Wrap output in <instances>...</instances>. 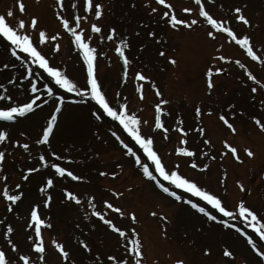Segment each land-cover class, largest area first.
Instances as JSON below:
<instances>
[{
    "label": "rangeland",
    "instance_id": "rangeland-1",
    "mask_svg": "<svg viewBox=\"0 0 264 264\" xmlns=\"http://www.w3.org/2000/svg\"><path fill=\"white\" fill-rule=\"evenodd\" d=\"M20 3L24 5L23 12L19 9ZM97 3L101 6L99 17L95 15ZM202 3L214 19L228 21L238 38L244 34L250 36L254 51L264 57V0H202ZM61 4L62 7H58L56 0H0V15H4L10 25L23 19L22 34L30 36L33 46L45 55L50 66L65 71L78 86L86 83V65L71 33L63 27L56 13L68 19L74 29H83L82 38L97 50L94 71L102 91L113 105L126 103L130 114L139 117L141 133L153 137V150L161 157L165 170H177L198 186L217 194L222 205L237 215L226 218L200 197L176 188L167 180L170 190L181 199L163 195L143 175V165L147 164L153 175L158 176L154 163L144 156L145 161L136 164L135 157L127 154L111 135L115 131L138 156L143 157V150L131 142L132 137L123 131L118 121L106 115L97 120L92 113L99 114L102 110L95 101L60 89L52 77L31 63L28 54L17 50V55L13 56L9 51L10 42L0 37V85H3L0 93L11 97L9 101L0 96V106L25 103L34 96L46 101L14 121L0 120V130L8 133V140L0 142V152L5 153V159L0 162V177L6 178L0 180V191L7 184L10 194L22 193L21 199L11 205V210L9 202L0 196V249L16 264H21L18 257L24 254L39 264V254L30 247L31 242L27 239L34 234L27 223L31 208L36 206L38 215L45 220L41 228L46 247L44 264H71L72 260L76 264H115V261H109L110 256L117 260L131 259L124 250V241L93 215V211L105 213V219H111L114 225L139 239L141 264H176L178 260L182 264H264L247 243L252 239L256 247L264 251V239L238 217L237 208L238 202L243 200L264 223V130L253 119L255 117L264 124V64L253 61L223 32H216L215 39L208 38L206 33L212 29L199 16V5L194 0H165L164 5L158 0H61ZM169 4L171 9L167 7ZM234 7L242 9L248 25L236 20ZM183 8H191L192 12L185 13ZM166 11L175 14L177 19H196L198 23L192 28L183 25L173 28L168 24L170 16H164ZM33 16L37 19L35 28L30 26ZM93 24L101 29L99 33L92 31ZM41 30L46 33L42 44ZM57 33L59 35L53 41L51 37ZM109 34L111 40L107 38ZM121 40L127 44L124 48L129 61L126 77L123 59L115 52ZM57 45L58 50L54 52ZM219 55L229 59L219 61L216 59ZM170 58L175 63H171ZM236 60L257 77L259 84L248 79ZM209 67L224 69L222 73H213L212 89L207 87ZM137 71L148 79L136 81ZM45 84L53 88L55 96L47 95ZM137 84L143 99L136 91ZM33 85L38 89L35 94L31 92ZM157 89L160 96L156 95ZM61 95L65 100L49 143L37 145L38 134L42 133L57 97ZM161 99L167 101L162 105L164 112L161 113L162 123L169 130L167 138L162 129L153 127L154 106ZM229 104L233 105L231 109ZM197 106L201 109L199 116L195 113ZM221 114L226 116L235 132L219 119ZM178 127H183L186 135L182 136ZM201 127L205 130L203 135L198 132ZM181 139L187 141L186 145L180 143ZM204 140L209 143L205 144ZM225 142L236 148L239 160L225 147ZM24 143L29 144L27 151L20 146ZM176 147H188L194 155L188 157L176 153ZM245 148L254 155L249 157ZM52 152L57 155L52 156ZM40 155H45L46 164L39 161ZM193 161L198 165L196 168L192 167ZM51 163L72 170L84 179L73 181L67 176L61 177L50 167ZM203 164L209 167L204 169ZM38 165V171L28 174L30 178L24 180L26 169ZM101 171H114L116 175L100 176ZM47 178L53 179V185L41 192ZM237 181L243 184L244 190ZM16 184H21V188L17 190ZM65 188L81 203L66 199ZM116 192L120 195L116 196ZM48 196L51 197L49 205L44 207L43 201ZM89 196L95 198V209L89 208ZM189 199L205 207L206 213L216 215L217 220L211 221L193 209L187 203ZM104 200L111 202L114 208L119 207L124 215L107 209ZM129 213H135V222ZM224 219L229 220V225L235 224L240 233L231 226L225 227L221 222ZM7 226L14 230L10 236L17 244L18 252L9 247L3 236ZM52 239L69 252L68 262L51 245ZM81 240L90 251L83 249ZM225 248L233 252V257L224 255Z\"/></svg>",
    "mask_w": 264,
    "mask_h": 264
},
{
    "label": "snow or ice",
    "instance_id": "snow-or-ice-1",
    "mask_svg": "<svg viewBox=\"0 0 264 264\" xmlns=\"http://www.w3.org/2000/svg\"><path fill=\"white\" fill-rule=\"evenodd\" d=\"M194 2L199 5V16L203 18L207 25L210 26L212 30L208 31L207 37L210 39L216 38V32L220 31L230 38L231 41H234L237 45L241 46L248 57H250L253 61H260L261 64H264V57L257 55V51H254V45L251 43V37L247 34H244L241 37H237L236 33L232 30V27L229 25L228 21H220L217 19H214L212 15H210L209 11L205 10V6L202 3V0H194ZM158 3L161 5L165 4V0H158ZM56 4L58 7H62L61 0H56ZM169 9L172 8V6L169 4L167 5ZM100 4L95 5V15L99 17L101 15L100 11ZM19 9L21 12L24 11V5L22 3L19 4ZM155 11V9H153ZM183 12L185 13H191V8H183ZM232 11L236 14V20L239 22H243L245 25L249 24V21L246 19V17L242 14V9L240 7H234L232 8ZM8 15L11 16V11L8 12ZM57 18L61 20L63 27L71 33L73 38V43L75 44L76 48L82 53L83 58V64L86 65V83L83 86H78L77 83L73 82V79L70 78V76L65 72L60 70L57 66H50L49 60L46 59L45 55H42L40 51L37 50V47L33 46V42L30 40V36L28 34H22L25 26V22L23 19L19 20L17 24L10 25L4 15H0V37L6 39V41L10 42L9 51L13 56L17 55V50L22 51L23 53L28 54V57L31 59V63L34 65H38L40 69H42L44 72H46L50 77H52L55 81V84L59 86L60 89H64L67 93H76L79 96L84 97H90L95 103L98 105L99 109L102 110L99 112V114L94 111L92 115L97 119L100 120L103 115H106L107 117L112 118L113 121H118L119 125L122 126L123 131L127 132L128 135L132 137V139L135 141V143L139 146L140 149L144 151V153L147 155L148 159L151 160L155 165V171L159 173L160 176H163L164 180L169 181L171 184L175 185L178 189H183L187 193H191L196 197H200L202 200L206 201L207 204L212 205L213 208L217 209L219 213H222L224 217L226 218H235L237 213L234 211H229L226 206L222 205V200L218 198L217 194H213L209 190H206L203 187L198 186V183L192 180L191 178H185V176L178 173L177 170H173L169 168L167 171L165 170V165L162 162V159L160 156H158L157 152L153 150V137L148 136L145 137L140 130V124L141 120L139 117L135 114H130V112L126 108V103H120L118 105H113L112 102L107 98L106 94L102 91L101 84L98 82L97 76L95 75L94 71V61L96 59L97 50L95 47H92L89 45L87 41H85L82 38V32L83 29L76 30L72 27V25L69 23L68 19L63 18L60 13H56ZM165 17H169L168 24L175 28L179 25L186 26L188 28H192L194 25L198 23L196 19H192L191 21L188 20H181L177 19L175 14H170L169 12L164 13ZM78 19V18H77ZM37 24V19L35 16L31 18V27L35 28ZM92 31L95 33H99L101 29L97 27L95 24L92 25ZM58 33L55 36H52L51 39L55 41L58 37ZM149 35H152L149 33ZM46 37L45 31L41 30L39 32V39L40 43H44ZM109 40L112 39V35L109 34L107 37ZM90 39V38H89ZM123 45V47L121 46ZM58 45L56 48L53 49L55 52L58 50ZM127 47V44L121 40L120 45L116 46L115 52L120 54L121 58L123 59V64L125 66V77L127 76V65L129 64L128 59L124 55V48ZM100 55H103L101 52ZM163 55V53H161ZM219 61H227L229 58L225 55H219L216 57ZM171 63H175L174 59L170 58ZM236 64L240 66V68L244 69L248 79L252 81H256L259 84V81L257 80V77L253 75V73L248 70L244 64H242L239 60L235 61ZM224 69L222 67H209L206 72L207 79V87L209 89L213 88V81L211 79L213 73L216 74L222 73ZM135 79L136 81H145L148 79V77L141 74V72L137 71L135 73ZM45 89L47 90L48 96H55V92L53 88L48 87L47 84L44 85ZM153 87L155 85L153 84ZM0 88H3V85H0ZM38 89L35 85L31 87V92L36 93ZM136 91L141 94L140 98L143 99V94L141 91V88L139 84L136 86ZM253 92L256 91L255 88L252 89ZM156 95L160 96L161 93L159 89L156 90ZM0 96H4L9 101H11V97L7 96L6 94L0 93ZM65 100V96L61 95L57 97V102L54 106V111L51 112L49 119L47 120L46 126L42 128V133L38 134L39 139L35 141L37 145L41 144H47L49 143L50 136L53 133L54 125L57 122V114L61 110L62 104ZM43 102L46 103V101H41L39 96H34V98L29 99L28 102L20 103V104H13L12 106H0V120L4 121H14L16 118L25 116L26 113H30L33 109L38 108L39 104ZM167 101L161 99L159 103L155 104V122H154V129H162L165 133V138H167L168 128L164 127L162 120H161V113L164 112V109L162 108V105H165ZM233 105L229 104L228 108L231 109ZM195 113L197 116L201 114V109L199 106L195 108ZM209 114H211V109H209ZM219 119L233 132H235V128L231 123H229L228 119L225 115L221 114L219 116ZM256 124L261 127L262 130H264V124H261L260 120L253 117ZM146 123V121H145ZM177 131H179L182 136L186 135L185 129L183 127H178ZM204 128H198V132L203 135ZM23 135V133H21ZM111 135L119 141V143L123 146L124 149H126V153L135 157V163L141 164V159L139 156L136 155V153L133 151L131 147L128 146L127 143L124 142L120 138L119 135L115 131L111 132ZM8 140V133L4 130H0V142H5ZM181 144H186L187 141L185 139H181ZM205 144H208V140H204ZM25 151L28 150L29 144L24 143L23 145H20ZM225 147L231 149L232 155L239 160L240 157L236 155V148L231 147L227 142H225ZM245 153L252 157L254 154L253 152L245 148ZM175 152L179 154L186 155L188 157H192L194 153L189 150L188 147H176ZM201 155H206L204 153H200ZM52 156H56V152L51 153ZM5 159V153L0 152V162H2ZM29 159H31V156H29ZM39 161L41 163H47L45 155L39 156ZM198 165L195 161L192 162V167L196 168ZM0 167H2V163H0ZM50 167L52 169H55V172L63 177L67 176L71 178L73 181H80L83 180L84 177L82 175H76L72 170H68L65 167H61L57 163H51ZM119 167V165H117ZM209 167L208 164H203V168L207 169ZM39 165L37 167H29L26 169L23 179L28 180L30 176L28 174L30 173H36L38 171ZM100 176L105 175H111L115 176L116 173L113 171L111 173H105L101 171L99 173ZM143 175L145 177H148L152 181H155L159 188L163 190L164 193L170 194L172 197H174L176 200H180L181 197L177 195L175 191L169 192V188L165 187L164 184L160 183L159 180L155 175H153V172L149 170V165L144 164L143 165ZM6 179L5 177H0V180ZM237 184L240 185L241 190H244V186L240 184L239 181H237ZM53 185V179L47 178L46 182L44 183L43 187L40 188L41 192H44L46 188ZM15 188L18 190L21 188V184H16ZM11 189L7 184L3 186V190L0 191V196H2L6 201L9 202V210H11V205L17 202L21 199L22 193L17 192L16 194H10ZM65 198L75 201L76 204H80L81 200L74 195L72 191H69L67 188L64 189ZM116 196H119L120 193L116 192ZM51 197L48 196L43 201L44 207H47L49 205ZM93 196L88 197V205L89 208L95 209V204ZM187 203L193 208L197 209L199 213L205 214L207 218L211 221H216L217 216L216 215H210L206 213L205 207H201L197 203H193L191 199L187 201ZM103 205L107 209H111L116 213H119L121 216L124 215V213L121 211L119 207L113 206V204L107 200L103 201ZM238 208V217L242 218L245 223L249 225V227L253 228L258 234L261 239H264V223L261 222L260 219H258V215L255 211H253L250 206H246L245 202L243 200H240L237 205ZM155 215V213H152ZM93 215L99 218L100 221H102L109 229H111L113 232L117 233L118 236L121 238L122 241H124L123 247L126 253H128L131 257L129 259L128 257H124L121 259H116L114 256L108 257L109 261H115V264H141V257H142V247L141 243L138 238H136L135 235L132 233L126 232L124 229L117 227L113 224V221L111 219H105V213H102L100 211H93ZM133 222L136 220L135 213H129L128 214ZM225 227H233L235 228V224L229 225V220L224 219L221 221ZM45 225V220L41 219L38 215L37 207L33 206L31 208L30 213V219L28 220L27 227L33 229L34 234L29 235L27 237L28 241L31 242L30 247L35 250V253L39 254V264H44L45 256L44 253L46 252V247L44 244V240L42 238L41 234V228ZM50 227V225H48ZM13 228L11 226H7L6 229L3 232V236L7 239V244L9 247L14 251L18 252V246L16 243L13 242L11 239L10 234L13 233ZM134 233V229L132 230ZM83 249L85 251H90L88 245L81 240L79 242ZM248 245L251 246L252 251L259 257L261 261H264V251H261L256 247L252 239L247 240ZM51 245L54 246V248L57 250L58 254L62 257V259L65 262L69 261V252L65 250V247L58 243L55 239L51 240ZM204 252L207 254L208 249L205 248ZM224 255L226 257H233V252L229 251L227 248L223 250ZM21 264H35L34 261L31 260L30 256L27 254L20 255L18 257ZM0 264H16L15 261H11L8 259L6 252L3 249H0ZM71 264H76L75 260L71 261ZM176 264H182L181 261H176ZM247 264V262H245Z\"/></svg>",
    "mask_w": 264,
    "mask_h": 264
}]
</instances>
